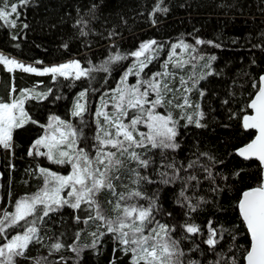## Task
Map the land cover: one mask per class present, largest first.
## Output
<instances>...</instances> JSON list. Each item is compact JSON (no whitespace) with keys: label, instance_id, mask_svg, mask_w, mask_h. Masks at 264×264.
<instances>
[{"label":"snow or ice","instance_id":"6c2138e0","mask_svg":"<svg viewBox=\"0 0 264 264\" xmlns=\"http://www.w3.org/2000/svg\"><path fill=\"white\" fill-rule=\"evenodd\" d=\"M29 2L30 0H18L17 3H9V0H0V21L15 29L21 15L18 8L28 5ZM95 7L93 5V9ZM167 11V8H161L158 3L150 15ZM155 22L152 21L153 24ZM77 25H82L80 35H88L84 30L88 26L87 21L81 19L77 21ZM20 27L23 31L28 28V24L22 23ZM17 38V35L12 36L13 40ZM204 43L212 42L201 39L195 41V45ZM162 48L163 45L158 44L156 40H150L141 43L136 51L128 54L117 53L102 64L89 67H84L79 60H71L38 68L0 53V65L9 74L19 70L36 76H50L53 83L59 78L73 82L82 79L91 81L95 79L94 72L110 75L113 64L129 57L135 58V62L121 75L117 86L101 95L100 103L94 110L88 106L89 89L82 90L70 109L69 119L51 115L47 124H41L26 110L27 101L46 100L52 94V89H21L16 94L15 85L12 84L9 99L5 101L0 98V151L14 155V133L24 129L26 125H36L44 130L43 134L32 142L27 152L29 157L37 159L36 169L30 171L38 175L42 186L37 192L17 199L12 205L13 211L0 207V264H17V258L29 259L27 253L30 246H45L44 237L41 235V226L46 223L45 218L61 213L66 208L83 214V218L79 214L74 216L76 223H94L96 226V231L89 233L93 238L91 244L84 247L97 249L105 237L112 240L114 259L110 264H117L123 257L129 258L128 264H185L183 258L187 253L182 247V241L191 240L193 246L189 251L204 254L199 244L195 243L194 237H206L202 243L207 245L208 251L217 256L215 261L210 260L208 264H264V75L253 84L256 88L255 95L246 108L241 110L244 112L241 127L249 132L252 138L235 150V154L243 160L257 161L260 172L258 183L244 190L235 205L240 221L246 229L248 246L243 247L236 243L238 234L234 229H226L222 225L214 227L212 220L204 227L189 222L191 214L209 201L199 197L196 198V203L192 202L194 198L186 193L190 187L199 188L201 180L191 173L182 176V170L188 172L189 169L199 168L205 174L204 179L215 185L213 192L224 191L215 184L217 177L213 168L218 162L207 153H201V156L210 162L207 165L201 164L197 158L187 166L178 167L173 160L162 163L160 167L167 170L157 173L160 176L159 183L168 185L180 182L183 185L179 194L181 199H178L177 203L186 208V219L179 225L181 236L178 239L174 235L177 225H170L158 218L163 214L158 195L149 196L143 190L145 185L157 182L144 173L155 163L151 155L153 150H160L163 156L165 150L175 151L179 148L176 142L179 120L175 119L167 108L178 109L181 113L180 119L186 120L187 124H194L197 128L206 127L201 123L205 114L200 104L193 105L188 95L205 76L201 75L198 79L194 76L187 79L179 76L180 87L176 88L172 83L177 78V71L169 69L170 64L175 70H182L187 64L194 68L193 62L204 57L199 55L194 45L181 41L171 45L168 60L163 64L164 71L149 75L145 70L158 58ZM178 48L188 54L187 60L178 57ZM215 59L214 56L209 57V61ZM36 63L42 64V61ZM89 64L91 65V62ZM205 67L210 68L211 63ZM129 77H135V82L130 83ZM189 81L192 82V87L188 86ZM176 93L180 95L177 96ZM200 95L202 97L204 92L201 91ZM189 108H194L195 113H188ZM161 109L165 111H160ZM89 113L93 117L91 121L86 118ZM235 117L236 114L233 113V118ZM91 124L95 125V130L89 136L86 129H90ZM39 158L46 159L50 164L66 166L70 171L61 174L43 167ZM9 166L14 168V165ZM242 171L243 169L236 171L234 177L238 178ZM222 179L227 181L228 177ZM103 194L111 197L105 202L111 206L112 215L105 214L100 199ZM166 215L171 217L172 213ZM81 231L83 230L75 233L76 241H79ZM225 233L231 236L232 244L228 248L231 255L216 251L217 246L224 240ZM47 247L51 255L53 252H60L65 244L57 238ZM67 247L79 255L75 244ZM241 247L243 254L238 256L237 252ZM117 252L120 253L119 257L116 256ZM63 260L64 257H60L55 264H60ZM35 264H40V260H36ZM187 264H200V261L188 260Z\"/></svg>","mask_w":264,"mask_h":264},{"label":"trees","instance_id":"16d2710c","mask_svg":"<svg viewBox=\"0 0 264 264\" xmlns=\"http://www.w3.org/2000/svg\"><path fill=\"white\" fill-rule=\"evenodd\" d=\"M17 2L9 0V3ZM158 3L168 11L150 15ZM93 5L96 6L94 9ZM18 11L21 15L15 29L0 21V51L25 63L37 64V61H42L38 65L52 66L79 60L84 67L98 66L110 56L131 53L141 43L150 40H156L163 48L158 58L145 70L149 75L164 71L163 64L168 60L171 45L181 41L194 45L204 59L212 56L216 58L211 61L212 74L204 75L205 78L200 79L194 88L197 96L198 87L204 92L200 105L205 114L202 124L206 127L197 128L194 124L185 126L186 123H180L176 138L179 148L175 151L165 150L163 156L160 150H153L151 155L155 163L144 174L157 182L145 185L143 190L149 196L158 195L163 213L158 218L170 225H177L174 235L179 239V225L186 219V208L177 203L181 199L179 194L183 185L180 182L168 185L159 183L160 176L157 173L167 170L160 167L162 163L173 160L178 167L187 166L197 158L201 164L207 165L210 162L201 156V153H207L218 162L213 168L217 177L215 184L224 191L213 192L215 185L204 179L205 174L201 169H189L188 172L182 170V176L191 173L201 180L199 188L190 187L186 193L194 198L192 202L196 203L199 197L209 201L191 214L189 222L204 227L212 220L214 227L222 225L226 229H234L238 234L236 243L247 247L249 239L235 205L244 190L258 183L260 172L256 161L241 160L235 150L252 138L241 127V117L244 115L241 110L246 108L255 95L253 84L264 74V0H162V3L161 0H30L28 5L18 8ZM81 19L88 22L84 29L88 32L86 36L80 35L82 25H77ZM22 23L28 24V28L23 31L20 27ZM13 35L18 38L13 40ZM196 39L212 43L195 45ZM180 51V48L176 49L177 53ZM184 54L187 60L188 54ZM134 62L135 58L129 57L113 64L110 75L94 72L95 79L91 81L82 79L73 82L59 78L56 83H53L50 76H36L19 70L9 74L0 65V98L5 101L9 99L12 84L15 85L16 94L21 89H52V94L46 100L27 101L26 110L41 124H47L51 115L69 119L70 109L82 90L89 89L88 106L94 110L100 103L101 95L114 89L123 72ZM187 65L189 68L191 64ZM169 67L172 69L171 64ZM134 81L135 77H129L130 83ZM57 96L61 98L56 99ZM233 113L236 114L235 118ZM86 118L91 121L93 117L89 113ZM73 122L76 123L75 120ZM94 130L95 125L91 124L86 132L91 136ZM43 132L36 125H26L14 133V155L0 151V207L13 211L12 205L17 199L37 192L42 186V180L30 171L36 169L37 159L29 157L27 152L32 142ZM39 163L61 174L70 171L68 167L50 164L44 158H39ZM241 169L243 171L240 176L234 177V173ZM222 177H228L227 181ZM100 199L105 214H110L111 206L105 201L111 197L103 194ZM169 212L172 213L171 217L166 215ZM77 214L83 218V214L66 208L61 213L45 218L46 223L41 226L45 246H30L27 253L29 259L17 258V264H35L36 260H40V264H55L60 257H64L60 264H110L114 259L112 240L105 237L97 249L84 247L91 244L93 238L89 233L96 231V226L94 223H76L74 216ZM78 230L83 231L79 241H76L75 233ZM57 238L65 247L49 255L47 245L54 243ZM204 238H193L203 250V255L199 251H189L193 246L191 240L182 241V247L187 253L183 258L185 264L188 260L208 264V261L217 259L215 254L208 251L207 245L202 243ZM71 244H75L79 255L67 247ZM231 244V236L225 233L216 251L231 255L228 252ZM243 247L237 252L238 256H242ZM116 256L119 257L120 253L117 252ZM45 257L46 260L43 259ZM128 259L123 257L117 264H128Z\"/></svg>","mask_w":264,"mask_h":264},{"label":"rangeland","instance_id":"374dc122","mask_svg":"<svg viewBox=\"0 0 264 264\" xmlns=\"http://www.w3.org/2000/svg\"><path fill=\"white\" fill-rule=\"evenodd\" d=\"M180 52H178L177 54H178V57L179 58H181V59H184L185 60V52H184V50L183 49H181L180 48ZM0 53H2L1 51H0ZM7 55V54H6ZM9 56V55H8ZM10 57H12V56H10ZM12 58H14V57H12ZM16 59V58H15ZM18 60V59H17ZM18 61H20V60H18ZM21 62H23V61H21ZM68 62V61H67ZM211 63V61H209V58H206V59H198L197 61H194L193 63L195 64V67L193 68V66L192 65H190V67L189 68H187L188 67V65H185V67H184V69H182V70H173V69H171V67H169V69L170 70H172V71H177V78L173 81V83H172V86L173 87H176V88H178V87H180V84H179V76H184L185 77V79H187L189 76H194V78H196V79H198L201 75H206L207 73H209V72H211L212 71V69H211V67L210 68H207V67H205V65L206 64H208V63ZM25 63V62H24ZM64 63H66V62H64ZM26 65H29V64H31V65H34V66H36V67H38V68H42V67H45V65H38V64H34V63H25ZM62 64V63H61ZM59 65V64H58ZM188 70H187V69ZM187 70V71H184V70ZM135 82V81H134ZM176 83V84H175ZM197 85V84H196ZM189 87H192V82L191 81H189V85H188ZM197 88V87H196ZM197 92L199 93V95L197 96V94L195 93V91H194V88H193V90L188 94L189 95V98H190V100H191V102L193 103V105H195V104H197V103H199L200 104V99H201V95H200V92H201V89L198 87V89H197ZM176 95L178 96V95H180V93H176ZM200 108H201V105H200ZM167 111H171L172 112V114H173V116H174V118L175 119H177V120H179V124L180 123H186L187 124V121L186 120H184V119H180V116H181V113H180V111L178 110V109H176V108H172V107H169V108H167L166 109ZM202 110V109H201ZM161 111H165V109H161ZM188 113H190V114H194L195 113V109L194 108H189L188 110ZM201 123H202V121H201ZM179 126V125H178ZM143 130V129H142ZM36 178H39L38 177V175L36 174ZM42 183V182H41ZM106 196H108L107 194H105ZM2 200V198L0 199V205H1V201ZM113 213L111 212L110 214H108V215H112Z\"/></svg>","mask_w":264,"mask_h":264},{"label":"water","instance_id":"95a60500","mask_svg":"<svg viewBox=\"0 0 264 264\" xmlns=\"http://www.w3.org/2000/svg\"><path fill=\"white\" fill-rule=\"evenodd\" d=\"M263 75H264V74H263ZM261 76H262V75H261ZM261 76H260V77H261ZM259 79H260V78H259ZM237 157L240 158L241 160H243V159H242L241 157H239L238 155H237ZM243 161H245V160H243ZM252 161H255V160H252ZM246 162H248V161H246ZM256 162H257V161H256ZM257 163H258V162H257Z\"/></svg>","mask_w":264,"mask_h":264}]
</instances>
